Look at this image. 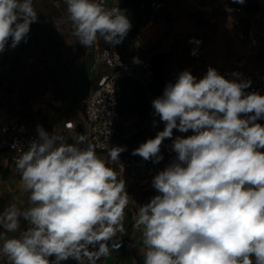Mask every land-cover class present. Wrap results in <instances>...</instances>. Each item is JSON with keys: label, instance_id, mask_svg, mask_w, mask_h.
I'll return each mask as SVG.
<instances>
[{"label": "clouds", "instance_id": "9594fccd", "mask_svg": "<svg viewBox=\"0 0 264 264\" xmlns=\"http://www.w3.org/2000/svg\"><path fill=\"white\" fill-rule=\"evenodd\" d=\"M64 3L83 46L120 43L132 27L119 0ZM38 17L35 0H0V52L26 41ZM189 40L196 54L201 41ZM240 76L209 65L198 78L184 68L151 99L164 126L132 152L157 163L172 137L175 155L151 177L157 191L133 215L143 264H264V93L246 91L251 79ZM173 129L187 134L173 136ZM36 131L26 148L15 145L27 206L9 201L0 209V260L96 264L125 232L133 196L124 168L113 165L127 146L110 144L102 156L83 134L41 124Z\"/></svg>", "mask_w": 264, "mask_h": 264}, {"label": "crops", "instance_id": "0c3cea01", "mask_svg": "<svg viewBox=\"0 0 264 264\" xmlns=\"http://www.w3.org/2000/svg\"><path fill=\"white\" fill-rule=\"evenodd\" d=\"M205 2L217 8L219 13L212 15L198 10ZM35 8L39 17L32 22L28 39L22 40L14 48H8L6 53L10 60H20L19 64L0 65V72L3 73V77L0 76V122L12 106L18 105L23 117L41 119L50 128L57 126L65 133L85 136L86 120L83 112L78 104L65 103L63 91L59 88L55 76L47 73V69L55 67L58 57L62 56L68 70L73 71L80 67L87 57H93L99 52L103 39L93 46H85L87 52H84V46L73 34L71 23L66 20L64 0H35ZM233 8L226 0H165L158 15L163 21L170 23L165 30L158 33L156 25H145L133 39V50L145 44L142 58H150L162 50L163 67L166 71L189 68L199 78L211 65L225 75L232 60L244 52L241 35L245 28L252 24L249 19H242L239 24H234L228 13ZM58 22H61L62 26L58 25ZM55 23L61 30L56 29ZM256 25L260 42L257 53L246 65V71L264 76V23L257 22ZM37 28L43 31L38 37L34 33ZM190 37H197L201 41L196 54H192L194 45L190 42ZM110 45L115 47L114 44ZM91 71L90 78L96 75L97 71L106 70L100 64L98 70ZM135 78L144 83L141 76ZM54 85L57 86L54 88ZM152 98L149 94V100ZM124 104H119V140L128 139L138 133L136 147L163 128L159 116L153 115V108L141 122L138 112L125 108ZM154 120L157 121L156 124H153ZM186 134L173 129V136ZM171 141L172 137H168L162 142L163 159L157 163L144 160L136 154V159L131 156H119V161L113 165L117 169L124 168L126 189L133 196L125 209V232L118 233V236H122L125 247L110 249L109 254L99 257L96 264H143L140 252L142 237L140 231L133 227V215L139 204L146 202L157 191L151 185V177L175 155L171 150ZM13 167L9 152L0 156V209L9 201L17 202L21 208L27 206L28 192L20 187L19 174ZM0 264L8 262L0 260ZM63 264L78 262L70 258Z\"/></svg>", "mask_w": 264, "mask_h": 264}, {"label": "built area", "instance_id": "2783aa9c", "mask_svg": "<svg viewBox=\"0 0 264 264\" xmlns=\"http://www.w3.org/2000/svg\"><path fill=\"white\" fill-rule=\"evenodd\" d=\"M165 0H153L150 3V15L146 25H156L157 33L165 30L170 23L163 21L158 15V11L163 6ZM114 0H109L113 4ZM200 11L212 15L219 13L218 9L210 3H203ZM233 18L234 24H239L242 19H249L252 24L245 28L241 35V41L244 45V52L236 56L231 63L225 76L232 78L233 71H238L245 75L244 78H250L251 84L246 91L258 90L264 93V76L247 72L246 65L248 61L255 56L258 51L260 34L257 31V22L264 23V0H259L258 7L247 11L242 7H234L228 12ZM103 39V38H102ZM145 45V44H144ZM144 45L137 46L132 52L122 57L110 42L103 40V45L99 52L93 57L91 70H98L100 64L105 68V72H98L91 77V84L84 100L78 103L86 120L85 136L89 141L97 144L98 154L107 156V148L110 144L119 141L118 119H119V86L118 80L124 76H141L147 85L153 78V69L150 58H142ZM133 57H138L134 60ZM180 70L166 71V77L172 79ZM162 93V92H161ZM154 97V96H152ZM46 112V110H42ZM41 124L45 129L51 131L57 126L45 124L41 119L26 118L21 115L20 106H12L7 112L5 118L0 122V156L10 153L13 169L19 174L15 167L16 159L19 155L17 145L20 148H26L28 142L36 137V125ZM59 130V129H58Z\"/></svg>", "mask_w": 264, "mask_h": 264}, {"label": "trees", "instance_id": "16d2710c", "mask_svg": "<svg viewBox=\"0 0 264 264\" xmlns=\"http://www.w3.org/2000/svg\"><path fill=\"white\" fill-rule=\"evenodd\" d=\"M153 0H120L119 6L127 10V14L132 20V27L129 30L127 36L115 45V48L120 56L126 57L133 50V39L135 35L146 25L149 18L151 9L150 3ZM231 7H242L244 10L251 11L258 7L259 0H226ZM8 48L5 51L0 52V60L6 55ZM1 65V62H0ZM2 73L0 72V75ZM119 86V104L125 103V108L138 112L140 121H144L148 112L152 109L151 100H149V94L147 86L141 80L124 76L118 80ZM125 247V243L122 240L120 247ZM114 249V248H110Z\"/></svg>", "mask_w": 264, "mask_h": 264}, {"label": "water", "instance_id": "95a60500", "mask_svg": "<svg viewBox=\"0 0 264 264\" xmlns=\"http://www.w3.org/2000/svg\"><path fill=\"white\" fill-rule=\"evenodd\" d=\"M163 60L164 53L162 50H159L150 57V62L153 69V78L147 83V90L152 96L161 94L166 82L175 79V77L172 79H168L166 77V70L163 67ZM92 61V57L89 56L84 60V63L80 67L74 69L73 71H69L63 57L59 56L56 66L47 69V73L55 76L59 88L64 93L66 104H78L84 100L91 84L90 71ZM244 77L245 75L242 74L241 78ZM137 137L138 133H135L128 139L119 140L115 143L127 146L125 150L119 153L120 157L131 156L133 159L137 158L136 154H133L132 152V149L135 148Z\"/></svg>", "mask_w": 264, "mask_h": 264}, {"label": "rangeland", "instance_id": "374dc122", "mask_svg": "<svg viewBox=\"0 0 264 264\" xmlns=\"http://www.w3.org/2000/svg\"><path fill=\"white\" fill-rule=\"evenodd\" d=\"M50 20V19H49ZM56 25H55V27H57V23H55ZM60 24V26H62V24H61V22H58V25ZM56 29H60L61 30V27H57ZM64 30V28L62 29V31ZM42 30L41 29H39V28H37V30L34 32V33H36V37H38V35H41L42 34ZM83 51L84 52H87V49H86V47L84 46V48H83ZM12 60V61H11ZM10 60V58H8V56H3V58L0 60V62H1V64L2 65H6V64H19V62H20V60H16V59H11ZM93 72L91 71V74H92ZM1 77H3V73L0 75ZM57 84V83H56ZM55 86H57V85H54V88H55ZM14 91L16 90V92L18 91V89H14V88H12ZM19 92H21V90H19Z\"/></svg>", "mask_w": 264, "mask_h": 264}]
</instances>
